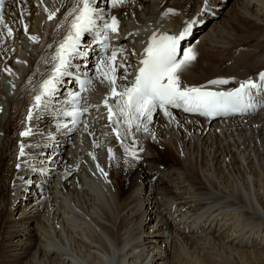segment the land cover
Returning <instances> with one entry per match:
<instances>
[{
  "label": "bare ground",
  "instance_id": "bare-ground-1",
  "mask_svg": "<svg viewBox=\"0 0 264 264\" xmlns=\"http://www.w3.org/2000/svg\"><path fill=\"white\" fill-rule=\"evenodd\" d=\"M96 3L128 33L115 45V63L124 66L117 91L131 85L133 54L125 52L135 54L153 34L177 36L192 19L199 23L178 59L188 50L196 59L180 73L182 85L260 83L264 0H208L210 11H202L204 0ZM75 6L10 0L12 37L0 26V264H190L192 254L200 264H264V107L213 122L157 109L147 132L133 127L125 135L115 115L109 121L105 100L112 107L115 98L96 71L109 49L87 39L70 64L91 80L88 89L77 94L61 77L46 107L36 108ZM218 79L229 83L209 85ZM74 95L78 123L69 115Z\"/></svg>",
  "mask_w": 264,
  "mask_h": 264
},
{
  "label": "snow or ice",
  "instance_id": "snow-or-ice-1",
  "mask_svg": "<svg viewBox=\"0 0 264 264\" xmlns=\"http://www.w3.org/2000/svg\"><path fill=\"white\" fill-rule=\"evenodd\" d=\"M4 0H0L3 4ZM22 5L27 0H17ZM42 2V0H41ZM113 8L123 7L125 0H107ZM76 6L68 13L74 18L70 22V31L63 42L55 49V54L49 61L52 64V72L48 79L40 85L41 92L35 96V107H46L47 102L44 97L52 96L65 71L70 65V57L77 53L80 45L81 36L91 32L97 27V20L102 21L100 30L103 32L104 41L108 40V33H117L119 20L117 16H110V20L105 18L104 9H99L96 0H75ZM208 0H204L202 11H210ZM47 11V9H45ZM171 12V10H169ZM24 8L21 7L20 20L23 22ZM55 12L49 13L48 19L55 17ZM199 23L192 19L186 22V26L178 36L162 35L157 37L153 34L151 41L144 50V58L141 59L138 71L130 86H124L121 91H117V77L115 75L117 52L113 51L110 57L102 59L97 65L96 71L103 77L101 82L107 81L110 87V96L115 98L114 105L108 106L105 100V107L108 108V118L111 122L113 116L117 117V127L125 125V135H130L133 127L137 131L143 129L148 131V123L152 121L153 113L159 109L165 117H170L169 108H182L184 112L198 113L202 116L212 118L214 116H228L233 114H248L259 107H264V72L259 73V84L249 79L240 83L239 87L232 91H210L206 86L190 87L182 85L180 73L185 70L196 59L195 54L188 50L183 53V58H177V46L179 40L190 34L192 28ZM0 26L7 29L6 35L11 38L13 29L5 23V17L0 10ZM25 34L28 28L24 27ZM33 43H37V37L28 36ZM104 47L107 49L108 45ZM100 65H104L103 68ZM10 71V70H7ZM127 78V70L119 79ZM91 80L80 81L81 90H85ZM209 85H225L228 80L218 79L208 82ZM73 102L77 105V110L69 113L73 117L81 115L78 111V99L74 95ZM28 119H32V111L29 110ZM87 127V124H85ZM31 134V130L22 131L21 137ZM120 138L117 132V139ZM128 152V150H125ZM111 157V149H109ZM136 159V153H129ZM24 155V147H20V156Z\"/></svg>",
  "mask_w": 264,
  "mask_h": 264
},
{
  "label": "rangeland",
  "instance_id": "rangeland-1",
  "mask_svg": "<svg viewBox=\"0 0 264 264\" xmlns=\"http://www.w3.org/2000/svg\"><path fill=\"white\" fill-rule=\"evenodd\" d=\"M242 62H244V60L242 59ZM174 218H176V217H174ZM198 254H192V258H191V262H190V264H200V260L201 259H198L199 258V256H197ZM196 256V257H195ZM194 258V259H193ZM197 260H198V262H197ZM194 261L196 262V263H194ZM201 263H202V261H201ZM180 264V263H179ZM181 264H185L184 263V261H182V263ZM187 264V263H186Z\"/></svg>",
  "mask_w": 264,
  "mask_h": 264
}]
</instances>
